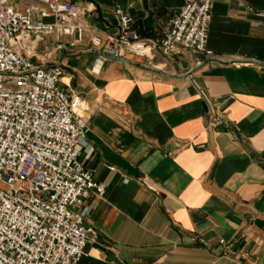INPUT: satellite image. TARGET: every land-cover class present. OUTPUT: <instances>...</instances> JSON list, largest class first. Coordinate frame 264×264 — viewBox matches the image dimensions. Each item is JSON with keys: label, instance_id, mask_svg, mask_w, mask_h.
<instances>
[{"label": "crops", "instance_id": "0c3cea01", "mask_svg": "<svg viewBox=\"0 0 264 264\" xmlns=\"http://www.w3.org/2000/svg\"><path fill=\"white\" fill-rule=\"evenodd\" d=\"M72 1L81 41L57 49L65 38L50 34L39 46L85 100L92 150L79 158L105 185L83 200L96 236L80 264H264V0H214L211 55L150 61L103 57L91 37L117 30L116 5L157 37L184 0ZM206 97L226 122L209 125Z\"/></svg>", "mask_w": 264, "mask_h": 264}, {"label": "built area", "instance_id": "2783aa9c", "mask_svg": "<svg viewBox=\"0 0 264 264\" xmlns=\"http://www.w3.org/2000/svg\"><path fill=\"white\" fill-rule=\"evenodd\" d=\"M213 1L184 0L157 37L140 35L116 5L117 30L94 35L91 43L103 57L134 54L150 61L181 49L211 55ZM16 2L0 0V264H80L87 241L96 236L84 223L83 200L90 189L102 194L105 185L79 158L82 145L92 150L84 140L85 100L61 86L63 64L45 65L50 51L40 57L37 49L50 34L65 38L57 49L80 42L83 8L72 0ZM206 99L209 125L226 122Z\"/></svg>", "mask_w": 264, "mask_h": 264}, {"label": "rangeland", "instance_id": "374dc122", "mask_svg": "<svg viewBox=\"0 0 264 264\" xmlns=\"http://www.w3.org/2000/svg\"><path fill=\"white\" fill-rule=\"evenodd\" d=\"M44 40H46V36H44L42 39H41V41L43 42ZM41 41H40V43H41ZM43 47L44 46H39L38 47V49H37V53H43ZM48 59V58H47Z\"/></svg>", "mask_w": 264, "mask_h": 264}]
</instances>
